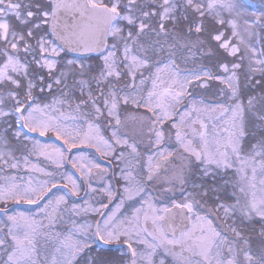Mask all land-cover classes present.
<instances>
[{"label": "snow or ice", "instance_id": "obj_1", "mask_svg": "<svg viewBox=\"0 0 264 264\" xmlns=\"http://www.w3.org/2000/svg\"><path fill=\"white\" fill-rule=\"evenodd\" d=\"M0 264H264V0H0Z\"/></svg>", "mask_w": 264, "mask_h": 264}]
</instances>
